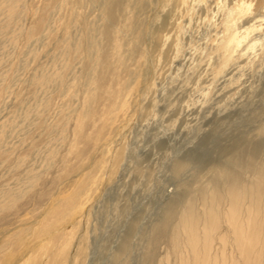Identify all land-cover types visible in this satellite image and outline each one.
<instances>
[{
  "label": "rangeland",
  "instance_id": "374dc122",
  "mask_svg": "<svg viewBox=\"0 0 264 264\" xmlns=\"http://www.w3.org/2000/svg\"><path fill=\"white\" fill-rule=\"evenodd\" d=\"M143 1L25 0L15 23L20 27L16 43H9L10 34L0 32V264L26 259L34 264L39 252L35 246L40 244L37 232L55 219L53 203L73 191L76 180L87 173L98 179L95 166L104 158L109 172L100 177L89 216L78 229L87 233V254L80 263L176 264L173 222L170 226L166 221L172 206L182 210L191 199L200 204L197 192L210 183L211 170L219 162L242 160L241 155L253 157L257 164L264 160V5L259 0H249L252 20L247 24V17L240 20L239 31L254 23L258 28L249 33L244 50L241 46L233 54L236 61L226 69L223 13L217 11V1L207 0L208 6H199V0L177 2L172 22L176 20L179 29L173 23L171 33L179 41L178 51L171 47L169 52L168 43L160 52L151 47L148 74L140 97L131 99L127 117L111 127L107 115L113 102L97 92L90 112L80 119L94 67L89 40L95 38L101 51L106 49L102 32L109 24L106 13L114 7L118 23L123 9L130 10L135 21L124 39L136 42L148 23L149 9ZM76 7L85 17L72 23ZM64 21L71 26V40L83 38L84 46L78 53L68 51L67 80L77 78L68 96L58 81L48 87L37 82L43 71L54 70ZM252 44L255 49L248 51ZM127 120V126L117 128ZM116 152H122L119 161ZM182 162L185 168L178 171L176 164ZM9 190L13 195L1 198ZM260 257L264 264V242Z\"/></svg>",
  "mask_w": 264,
  "mask_h": 264
},
{
  "label": "bare ground",
  "instance_id": "6f19581e",
  "mask_svg": "<svg viewBox=\"0 0 264 264\" xmlns=\"http://www.w3.org/2000/svg\"><path fill=\"white\" fill-rule=\"evenodd\" d=\"M24 1L0 0V17L4 16V21L0 19V32L10 34L9 43L11 44L16 43L20 33V27L15 26V23H18L20 16H22ZM179 1L181 0H144L143 3L146 4V9H149L147 10L148 23L143 25V35L136 39V42L132 39V41L124 39V34L128 33L127 31L130 28H133L132 21H135H131L130 10L123 9L125 10L123 20L118 23L114 7L108 9L106 15L108 16L109 24L102 32V36L107 40L106 49L102 52L95 38L93 40L90 38L91 40L88 42V53L92 63H94V67L93 73H91L92 76L89 75L91 76L89 85L84 91L83 103L85 110L81 108L83 111L80 116L82 117L80 118L81 120L90 112L88 111L89 104L97 92L105 94L113 102V107L107 115V120L111 122V127H115V123L119 118L124 120L127 117L131 99L133 100V98H137L140 95L143 77L145 78L144 75L148 74L151 47L160 52L163 50L162 47L168 43L169 52L171 51V47L176 49V53L178 51L179 41L176 42L175 33H171V25L173 23L175 25L176 23V20L174 22L172 20L175 8H178L176 4ZM182 1L183 4L186 3V0ZM215 1H217V11L223 13L221 47L227 52L226 63L224 65V69H226L227 65L233 64L236 61L233 54L246 43L249 33L257 25L254 23L244 28L243 32L239 31V23H242L240 20L247 17L246 24L252 20L249 17L252 13V2L249 0H236L231 5H228L227 0ZM259 1L264 5V0ZM62 2L65 3L67 0H62ZM198 3L199 6L202 3L204 5L207 4V6L209 5L207 0H199ZM142 9H145V6ZM74 12L75 17H71L73 19L72 23L81 21L85 17L82 18L77 7ZM135 18L138 19V16ZM65 21L63 22L65 33L61 40V52L57 58L55 57L54 70H42L44 74L41 73L42 76L37 78V82L41 86L48 87L53 82L58 81L65 88V96H68L71 93V89H75L77 83L76 77L72 83L69 82L70 79L67 80V73L70 70L68 51L74 50L78 53L79 49L84 46H82V37V39L76 42L71 40L72 36L71 34L69 35L70 31L68 32V28L71 26L68 27ZM85 27L87 30V25ZM177 28L179 29V23L176 26ZM93 31L91 30V32ZM87 38L89 39L88 35ZM134 42L135 44L133 45L132 43ZM253 49H255V44L248 45V51ZM242 50H244L243 46ZM71 71L73 72V70ZM79 122L81 121L79 120ZM127 125L128 120L122 125L117 126V128H124ZM242 145L245 146V144ZM104 148L106 149V145ZM229 150L231 149L229 148L227 151ZM110 151H107V154ZM258 151H261V149H258ZM191 154L193 155V153ZM220 156L222 157V155ZM242 156L244 157V155ZM115 157L116 161L121 160L123 157L122 152H118ZM243 157L242 160L232 159V161L230 160L231 162L228 161L222 165L219 162L218 166H215L217 168L211 170L212 179L210 183L208 181V185L197 192L200 204L196 203L198 200L191 199L190 195L188 199L191 200H188L182 210L178 211L176 205L172 206V211L168 213L166 221L170 222V226L172 225L171 221L173 222L171 245L176 264H261L260 254L262 253L264 242V160L260 163V160H258L257 164V161L255 162L253 157H245L247 159H243ZM225 158L223 159L225 160ZM106 161L104 158V160L95 166V169H97L102 177L104 176L103 174L109 172L106 165L109 162ZM184 165H186L184 162L176 164L178 171ZM245 171L250 175H246ZM110 173L112 174L113 170ZM100 177L98 179L95 177V179L90 173H87L84 175V178H80L79 181L76 180L77 185L73 191L67 193L68 195L64 198L60 197L61 199H59L58 197L56 199L58 203L56 205L53 203L54 206L50 210L51 217L55 219L49 220L47 223L44 222L45 224L42 228H39L40 230L37 234L40 244L35 246L38 247L37 251L39 252L35 258L33 257L34 259L31 262L34 264H46L51 259L52 264H81L80 261H84L87 254V233L85 229H78L82 226L83 220L89 216L88 205L92 194L99 188ZM11 191L9 190V192L1 195V198L12 196L13 192ZM182 202L184 203V201ZM172 203L174 204L175 202ZM70 227L72 228L68 230ZM61 240L63 241L61 242ZM29 260L26 259L23 261L24 263H21L28 264ZM11 263L9 262V264ZM164 264L169 263L166 262Z\"/></svg>",
  "mask_w": 264,
  "mask_h": 264
}]
</instances>
